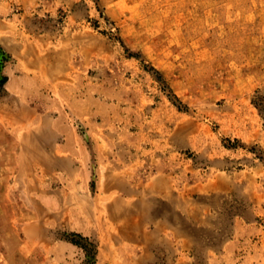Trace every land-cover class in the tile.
Here are the masks:
<instances>
[{
    "label": "rangeland",
    "instance_id": "rangeland-1",
    "mask_svg": "<svg viewBox=\"0 0 264 264\" xmlns=\"http://www.w3.org/2000/svg\"><path fill=\"white\" fill-rule=\"evenodd\" d=\"M1 58L0 264H264V0H0Z\"/></svg>",
    "mask_w": 264,
    "mask_h": 264
},
{
    "label": "trees",
    "instance_id": "trees-1",
    "mask_svg": "<svg viewBox=\"0 0 264 264\" xmlns=\"http://www.w3.org/2000/svg\"><path fill=\"white\" fill-rule=\"evenodd\" d=\"M1 60H2V58L0 59V65H1ZM71 242L83 250V252L85 254V264H94V258H95V254H96V249H95L94 244L88 243L87 245H85V244H82V243L74 241V240H71Z\"/></svg>",
    "mask_w": 264,
    "mask_h": 264
}]
</instances>
